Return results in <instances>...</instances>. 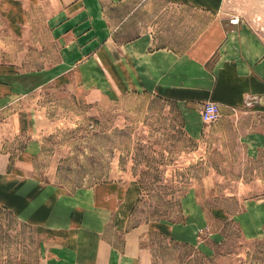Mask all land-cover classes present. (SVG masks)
<instances>
[{
	"label": "rangeland",
	"instance_id": "1",
	"mask_svg": "<svg viewBox=\"0 0 264 264\" xmlns=\"http://www.w3.org/2000/svg\"><path fill=\"white\" fill-rule=\"evenodd\" d=\"M225 7L238 8L232 0ZM105 15L117 41L148 31L154 45L178 50L210 17L165 0L105 3ZM253 19L262 21L259 14ZM59 55L52 37L9 36L0 24V66L55 70ZM64 70L63 79L0 111V133L9 148L21 147L29 136L41 141L36 165L64 198L106 181L129 186L135 199L126 226L144 229L140 264H264V214L258 218L249 206L264 203L263 107L243 102L198 126L190 108L151 94H104L105 85L96 83L102 71L94 69L80 90ZM84 93L90 101L78 97ZM19 125L25 132H17ZM186 125L196 134L200 129V136H190ZM154 222L185 226L190 236L172 238L152 228ZM39 239L32 227L0 209V264L34 262Z\"/></svg>",
	"mask_w": 264,
	"mask_h": 264
},
{
	"label": "crops",
	"instance_id": "2",
	"mask_svg": "<svg viewBox=\"0 0 264 264\" xmlns=\"http://www.w3.org/2000/svg\"><path fill=\"white\" fill-rule=\"evenodd\" d=\"M123 1L0 0V24L7 35L50 36L61 53L55 70L41 66L16 71L10 63L1 65L0 111L31 91L63 79L65 67L80 90L79 84L90 82L85 77L97 69L103 80L96 83L105 85L104 94H151L190 108L198 126L208 101L219 106L221 115L243 102L264 108V0H232L238 7L232 12L225 10L227 0H165L210 16L182 50L154 45L148 31L117 41L106 20L105 3ZM253 14L262 21H255ZM232 18L237 21L231 22ZM90 95L78 97L90 101ZM19 128L17 132H25V127ZM186 130L192 137L201 133L198 129L196 134L191 125ZM7 142L0 133V209L32 227L40 238L37 260L9 264H140L144 229L126 226L135 199L129 195V186L106 181L82 189L77 197L64 198L47 183L46 169L36 165L41 141L29 136L15 149ZM249 206L258 218L264 214V203ZM150 226L178 240L190 236L185 226L155 222Z\"/></svg>",
	"mask_w": 264,
	"mask_h": 264
},
{
	"label": "built area",
	"instance_id": "3",
	"mask_svg": "<svg viewBox=\"0 0 264 264\" xmlns=\"http://www.w3.org/2000/svg\"><path fill=\"white\" fill-rule=\"evenodd\" d=\"M235 21H237V18L231 19V22ZM220 115V108L214 101H208L203 104L201 117L204 122H215L219 119Z\"/></svg>",
	"mask_w": 264,
	"mask_h": 264
}]
</instances>
